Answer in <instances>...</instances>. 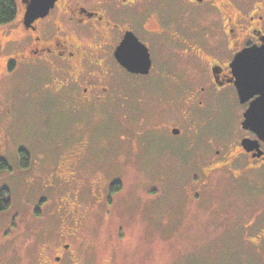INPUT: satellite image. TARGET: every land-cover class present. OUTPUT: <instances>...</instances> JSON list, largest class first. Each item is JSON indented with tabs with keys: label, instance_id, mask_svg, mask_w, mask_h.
<instances>
[{
	"label": "rangeland",
	"instance_id": "374dc122",
	"mask_svg": "<svg viewBox=\"0 0 264 264\" xmlns=\"http://www.w3.org/2000/svg\"><path fill=\"white\" fill-rule=\"evenodd\" d=\"M15 2L17 18L0 25V69L6 55L3 45L7 48L9 38L23 33V3ZM107 58L120 96L106 112L93 109L84 119L58 100L50 103L48 116L41 100L32 97L43 82L41 76L30 81L19 73L5 82L4 92L2 81V97L4 93L15 102L4 118L0 107L1 142L4 124L13 145L35 155H50L58 141L83 123L95 169L108 173V184L119 188L113 192L107 184L101 199L85 198L90 212L83 213L80 242L73 244L84 264H264V213L259 214L264 206V174L256 180L244 173L229 182L224 173H215L202 161L212 153L204 139L223 126L222 116L238 131L241 104L236 96L232 91L222 95L210 111L214 119L194 120L201 134L194 137L195 146L187 149L192 135L181 113H173L179 106L169 98L166 78L157 73H172L174 68L162 64L154 53L156 72L132 75L112 56ZM179 110L184 112L185 105ZM165 115L183 128L182 135L151 129ZM6 154L10 168H0V191L11 192L13 206L0 211V261L19 264L21 252L29 255L34 250L32 246L25 251L28 243L40 245L55 236L57 219L51 214L55 195L37 183L27 185L17 179L21 170L14 152Z\"/></svg>",
	"mask_w": 264,
	"mask_h": 264
},
{
	"label": "flooded vegetation",
	"instance_id": "af4514ba",
	"mask_svg": "<svg viewBox=\"0 0 264 264\" xmlns=\"http://www.w3.org/2000/svg\"><path fill=\"white\" fill-rule=\"evenodd\" d=\"M22 6L23 33L9 38L7 48L3 45V118L11 114L15 100L4 93L2 97V81L4 92L5 82L19 73L30 81L42 77L43 82L32 97L41 100L48 116L50 103L58 100L84 119L93 109L106 112L120 96V85L108 67V55L132 75L151 76L156 72V53L162 64L174 68L172 73H157L166 78L165 84L170 87V97H165L179 106L173 113H181L192 135L187 149L195 146L194 137L201 134L194 120L214 119L210 111L218 106L224 93L232 91L240 102L232 67L237 54L264 45V0H56L47 15L28 25L24 23ZM130 35L149 50L152 67L148 74L128 71L115 57L117 48ZM256 97L240 102L237 132L226 123L227 116H222L223 126L212 129L204 139L212 153L202 161L207 168H215V173H224L229 182L237 181L244 173L258 180L264 174V141L259 139L253 150L242 144L247 138L258 139L254 131L242 126L244 114ZM181 104L185 105L184 112L179 110ZM170 119L173 120L166 115L157 118L150 127L182 135L183 128ZM81 124L71 136L58 141L50 155H35L30 149L13 145L3 124V169L10 168L5 157L6 152L13 150L21 170L17 179L27 185L37 183L55 195L51 211L57 219L55 236L40 245L28 243L25 251L32 246L34 250L29 255L21 252L19 264H84L73 244L80 242L83 213L90 212L85 198H102L108 173L95 169L87 127ZM203 124L208 126L207 121ZM109 186L110 183L108 189ZM116 187L111 184L110 189L114 192L119 189ZM3 192L7 203L4 212L13 206V198L8 189L3 188ZM0 264L7 262L1 260Z\"/></svg>",
	"mask_w": 264,
	"mask_h": 264
},
{
	"label": "water",
	"instance_id": "95a60500",
	"mask_svg": "<svg viewBox=\"0 0 264 264\" xmlns=\"http://www.w3.org/2000/svg\"><path fill=\"white\" fill-rule=\"evenodd\" d=\"M56 0H23L25 6L24 23L26 25L39 17L47 15ZM115 57L128 71L136 74H148L152 59L148 48L134 35L127 36L115 51ZM236 77V86L241 103L249 101L250 106L244 114L242 126L254 131L258 139H244L242 144L247 150L258 146L259 139L264 141V45L243 50L232 62ZM179 133V130H175Z\"/></svg>",
	"mask_w": 264,
	"mask_h": 264
},
{
	"label": "trees",
	"instance_id": "16d2710c",
	"mask_svg": "<svg viewBox=\"0 0 264 264\" xmlns=\"http://www.w3.org/2000/svg\"><path fill=\"white\" fill-rule=\"evenodd\" d=\"M18 8L15 0H0V25H6L17 18ZM2 44L0 42V53ZM0 168H3V161H0ZM5 192L0 191V211L6 208V202L3 200Z\"/></svg>",
	"mask_w": 264,
	"mask_h": 264
}]
</instances>
